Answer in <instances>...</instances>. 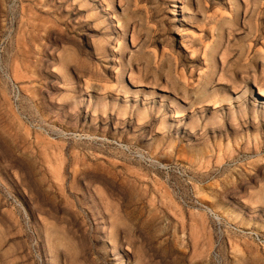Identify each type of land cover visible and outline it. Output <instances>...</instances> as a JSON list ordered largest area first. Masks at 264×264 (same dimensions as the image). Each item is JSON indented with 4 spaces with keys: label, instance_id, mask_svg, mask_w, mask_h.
I'll return each instance as SVG.
<instances>
[{
    "label": "rangeland",
    "instance_id": "obj_1",
    "mask_svg": "<svg viewBox=\"0 0 264 264\" xmlns=\"http://www.w3.org/2000/svg\"><path fill=\"white\" fill-rule=\"evenodd\" d=\"M255 85L264 0H0V264H264Z\"/></svg>",
    "mask_w": 264,
    "mask_h": 264
},
{
    "label": "bare ground",
    "instance_id": "obj_2",
    "mask_svg": "<svg viewBox=\"0 0 264 264\" xmlns=\"http://www.w3.org/2000/svg\"><path fill=\"white\" fill-rule=\"evenodd\" d=\"M229 1H231V0H229ZM234 2H235V0H234ZM173 8H175V7H173ZM210 62H212V60H210ZM255 87L257 88L258 95L261 97V99L264 102V89L262 87H259L258 85H255ZM209 256H210V251L208 250L205 253L198 255V258H200L201 261L205 260L206 262L209 263V261H210ZM189 264H193V261H190Z\"/></svg>",
    "mask_w": 264,
    "mask_h": 264
}]
</instances>
